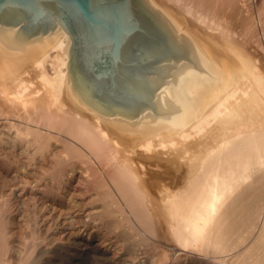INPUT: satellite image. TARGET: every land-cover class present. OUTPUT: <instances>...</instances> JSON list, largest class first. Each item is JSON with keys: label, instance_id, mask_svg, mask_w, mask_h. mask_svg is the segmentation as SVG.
Listing matches in <instances>:
<instances>
[{"label": "bare ground", "instance_id": "bare-ground-1", "mask_svg": "<svg viewBox=\"0 0 264 264\" xmlns=\"http://www.w3.org/2000/svg\"><path fill=\"white\" fill-rule=\"evenodd\" d=\"M143 2L192 61L155 63L174 65L148 99L158 113L146 106L135 117L84 99L61 25L32 36L0 24V264H59L73 244L78 256L65 264H264V48L250 23L257 18L247 23L238 0ZM179 11L218 30L204 36L226 52L224 70L188 35L193 28L178 32L176 21L186 18ZM263 28L255 30L262 37ZM154 151H178L188 163L200 157L198 169L179 184ZM62 221L83 224L89 241L61 238L54 225Z\"/></svg>", "mask_w": 264, "mask_h": 264}, {"label": "water", "instance_id": "water-1", "mask_svg": "<svg viewBox=\"0 0 264 264\" xmlns=\"http://www.w3.org/2000/svg\"><path fill=\"white\" fill-rule=\"evenodd\" d=\"M1 23L32 36L61 25L72 39L69 69L75 87L110 114L135 117L146 106L158 113L148 99L174 65L155 63L172 57L192 61L143 0H0Z\"/></svg>", "mask_w": 264, "mask_h": 264}, {"label": "rangeland", "instance_id": "rangeland-1", "mask_svg": "<svg viewBox=\"0 0 264 264\" xmlns=\"http://www.w3.org/2000/svg\"><path fill=\"white\" fill-rule=\"evenodd\" d=\"M238 1H241L240 3H241V7H239L241 10H239V11H241V12H239L240 14L239 15H241V14H243L242 15V17H244L246 20V22L248 23V22H250V21H248L247 20V17H249L248 19L249 20H251V19H253V17L254 18H257V19H254L253 21L251 20V24H252V26H253V28H254V30H253V32H256V35L257 34H259L260 33V37H261V39H260V37H258L259 39H260V41L258 42V44L260 45V42L262 43V46H263V48H264V43H263V39H264V37H262V32H257V31H255V30H257L258 29V31H261L262 29L261 28H263L262 26H260L261 25V19H263V18H261V19H259L260 18V15H261V17H264L263 15V12H264V10H263V8H262V6H264L263 4H264V0L263 1H261V0H248L249 2V4L251 5V7H250V10H251V8H252V10H254V12H248V13H246L245 11L247 10H249V7H248V3H247V1L245 0H238ZM263 3V4H262ZM238 4H239V2H238ZM249 5V6H250ZM262 5V6H261ZM239 6H240V4H239ZM259 6V7H258ZM244 8V9H243ZM246 8V9H245ZM231 10H228V12L229 11H232V9L234 10H237L238 9V7L236 8V7H232V8H230ZM234 10V11H235ZM242 10H244V11H242ZM263 10V11H262ZM259 11H260V13H259ZM246 14H248V15H246ZM256 13V14H255ZM262 13V14H261ZM252 14V15H251ZM179 15L180 16H184V17H186V18H179V20L178 21H176V23H177V25H178V32L180 33V32H182V31H184V33L186 34V32L187 31H189L190 30V28H193L194 30L193 31H195L196 33H194V32H192V30H190V34H188V35H190V37H192V38H194V40L198 43V45L202 48V50L204 51V53H206L208 56H210L213 60H214V62L217 64V66H220L221 68H222V70H224L227 66H226V64L227 63H225L224 62V60L225 59H227V55H226V52L224 51V50H220V48L219 47H217L216 45H214V43L212 42V41H210L211 43H209L208 42V40L206 41V38H205V36H204V33H206V32H208V33H212V34H214L215 32H218V30H216V31H214V30H212L211 28H208L207 29V26H204L203 25V23L202 22H200L199 20H194V19H192L191 17H190V14L189 13H184V12H180L179 11ZM245 15H246V17H245ZM257 20V21H256ZM260 20V22L258 23V21ZM257 22V23H256ZM263 22V21H262ZM241 22H240V19H239V24H240ZM255 23V24H254ZM257 24H259V25H257ZM263 24V23H262ZM255 25H257V26H255ZM239 27H241V26H239ZM256 27V28H255ZM259 27H261V28H259ZM241 29V28H240ZM261 29V30H260ZM264 29V28H263ZM214 31V33L213 32H211V31ZM239 36V33H235V35L234 36ZM240 37V36H239ZM243 37V36H242ZM208 38V37H207ZM241 38V37H240ZM244 39V38H243ZM254 43V42H253ZM253 46L255 45V46H257V44H252ZM259 45H258V47H259ZM261 46V45H260ZM261 46V47H262ZM248 48V47H247ZM242 49V47H240L239 46V50H241ZM244 51H245V49H243ZM262 51L264 52V49H262ZM228 70H230V71H232V73H233V71H238L237 70V68L235 67V64H232V63H230L229 62V67H228ZM194 147H195V149L196 150H199V148L201 147H196L195 145H193L192 146V149L194 150ZM140 147H136V149H139ZM160 147H158L157 148V150L156 151H166L167 149L166 148H160ZM166 149V150H165ZM141 150V148L139 149V151ZM172 152V151H171ZM165 152V155H163V153L161 154V153H159V152H155L154 151V153H150V154H153V155H155V157H153V159L152 160H154V161H156V162H158V164L161 166H159V169L161 170V171H165V173L166 174H172V176L173 175H175V177H176V179H175V177L173 176V178L175 179V181L176 182H181L180 181V179H182V182H183V180H186V179H188V177L192 174V173H194L197 169H198V158H200V157H198L197 159H193L192 161H190L189 163H188V160H187V158L186 157H184L183 155V157H177V155L178 156H181L180 154V152H178V151H175V154H174V152ZM169 153H171V154H173V155H175V157H173V155H168ZM163 155V156H162ZM167 155H168V157H167ZM171 156L173 157L172 159H171ZM170 157V158H169ZM177 157V158H176ZM156 159V160H155ZM160 159V160H159ZM210 157H208L207 156V158L205 159V161L206 162H210ZM190 160V159H189ZM185 161V162H184ZM159 162H161V163H159ZM162 162H164L165 163V165H164V163H163V165L165 166V168H164V166L162 167ZM170 168V170L167 168ZM181 168V174L179 173V172H177V168ZM164 168V169H163ZM179 168V169H180ZM174 169H175V171H174ZM177 169V170H176ZM167 170H169L170 172L169 173H167ZM184 170V171H183ZM175 173V174H173V173ZM177 172V173H176ZM189 173V174H188ZM177 174V175H176ZM187 174L189 175V176H187ZM181 176V178H179V176ZM184 175V176H183ZM177 176H178V178H177ZM187 176V177H186ZM186 179H185V178ZM12 179V178H11ZM169 180V179H168ZM182 182L181 183H179V184H182ZM158 202H160V199L158 200ZM55 226V228H56V233L61 237V238H63V239H68V238H70V237H73V236H75V235H77V234H83V243H87L88 241H89V238L91 237V235H88V230L86 229V227L83 225V224H80V225H77L75 222H71V223H66V222H64L63 223V221L61 222V224H57V225H54ZM78 248H79V245H77V244H73V245H70V247H69V250H67V251H64L63 253H61V256H60V259H59V264H65V263H67V262H71V258H73L72 256H75L76 255V257L78 256V253H79V250H78ZM60 260L62 261V262H60Z\"/></svg>", "mask_w": 264, "mask_h": 264}]
</instances>
